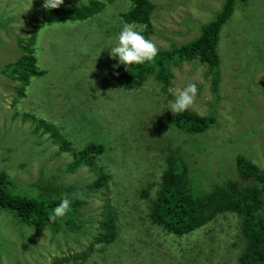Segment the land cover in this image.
<instances>
[{
  "label": "rangeland",
  "instance_id": "374dc122",
  "mask_svg": "<svg viewBox=\"0 0 264 264\" xmlns=\"http://www.w3.org/2000/svg\"><path fill=\"white\" fill-rule=\"evenodd\" d=\"M89 0H64L65 3ZM155 28L150 38L158 48L184 44L201 33L224 0H152ZM44 0H0V172L6 170L12 189L35 197L61 194L85 201L78 228H35L16 224L0 209V264H240L245 249L241 218L223 212L207 225L183 236L153 224L149 212L167 157H185L195 193L208 195L228 180H242L237 156L264 167V0L238 5L221 31L218 98L198 59L172 66L168 90L154 76L140 88L125 89L112 77L110 46L123 24L131 0L107 1L100 13L85 20L45 24L36 34L37 66L47 72L21 83L2 73L21 54L15 35L28 37ZM8 18L9 28L3 26ZM145 29V25L136 23ZM9 30V31H8ZM245 60L246 63L242 62ZM198 87L190 109L214 113L208 130L188 134L163 119L178 89ZM38 117L53 123L52 131L36 130ZM57 133L55 137L53 134ZM64 140L71 151H62ZM106 145L94 167L69 171L70 162L88 142ZM70 163V164H68ZM110 175L99 191L88 189L101 174ZM152 184L149 197L141 195ZM118 211L119 237L97 241L105 205ZM16 224V225H15Z\"/></svg>",
  "mask_w": 264,
  "mask_h": 264
},
{
  "label": "trees",
  "instance_id": "16d2710c",
  "mask_svg": "<svg viewBox=\"0 0 264 264\" xmlns=\"http://www.w3.org/2000/svg\"><path fill=\"white\" fill-rule=\"evenodd\" d=\"M115 1V0H107ZM131 8L123 13L126 22L145 25L144 35L150 38L154 31V12L157 8L152 0H131ZM249 0H224L222 8L208 23L201 26V33L194 40L180 45L171 42L168 48H159L158 56L153 62L142 65H133L126 69L123 65L114 68L118 61L112 60V77L118 85L131 90L142 87L147 80L154 76L168 90L173 81L172 66H178L184 60L198 59L207 65L205 75L211 79V90L218 98L220 82L221 56L218 46L223 27L229 22L238 5H246ZM106 7V0H89L87 3L69 1L58 9L48 11L44 8L40 16L33 18V27L28 37L15 35L21 55L12 62L6 63L2 73L14 81H19V94H24L26 87L31 83L34 75H43L47 71L39 69L35 54V38L38 31L52 22H66L85 20L100 13ZM10 19L3 22L5 29ZM8 30V31H9ZM242 62L246 63L245 60ZM163 119L168 126L176 127L179 131L188 134H197L211 128L217 118L214 113L199 114L190 108L183 113H166ZM53 123L38 117L36 130L52 131ZM58 135L53 134V137ZM62 151H71V142L64 140ZM106 151V145L90 141L82 149L73 162H70L69 171H75L81 165L94 167L98 156ZM237 166L242 180H228L208 195L195 193L194 180L189 175V166L185 157L179 153L167 157V166L162 173L160 187L156 197L152 200L149 217L153 224L162 226L169 233L180 236L191 233L213 221L223 212L237 213L241 218V232L245 241V249L240 257V264H264V167L259 166L245 155L237 156ZM110 175L101 174L88 189L99 191L108 184ZM13 181L10 174L4 170L0 172V209L12 214V221L16 224L35 228L36 231L50 227L58 232L61 223L49 219V215L59 200L67 195L61 194L60 186L49 184V194L35 197L28 193H19L12 189ZM152 184L143 187L141 195L149 197L148 191ZM69 196V195H68ZM72 211L64 224L67 229L78 228L77 216L79 208L85 203L80 199L69 196ZM117 207L111 202L105 205V218L101 221V232L94 238L104 244L115 242L119 237V223ZM4 212H0L3 214ZM15 224V225H16Z\"/></svg>",
  "mask_w": 264,
  "mask_h": 264
},
{
  "label": "clouds",
  "instance_id": "9594fccd",
  "mask_svg": "<svg viewBox=\"0 0 264 264\" xmlns=\"http://www.w3.org/2000/svg\"><path fill=\"white\" fill-rule=\"evenodd\" d=\"M64 0H44L43 7L51 11L58 9ZM144 29L135 23L126 22L116 38L114 46H110V55L118 61L114 68L123 65L129 70L130 66L142 65L145 62H153L158 56L159 48L151 38L146 37ZM198 87L195 83H189L175 93L174 100L170 102L169 109L174 113L187 111L196 101ZM72 199L64 195L52 209L49 219L55 221L57 218L64 217L72 211Z\"/></svg>",
  "mask_w": 264,
  "mask_h": 264
}]
</instances>
